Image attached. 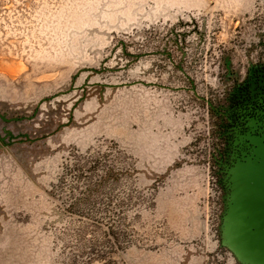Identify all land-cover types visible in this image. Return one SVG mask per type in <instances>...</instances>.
<instances>
[{
	"label": "rangeland",
	"instance_id": "374dc122",
	"mask_svg": "<svg viewBox=\"0 0 264 264\" xmlns=\"http://www.w3.org/2000/svg\"><path fill=\"white\" fill-rule=\"evenodd\" d=\"M263 45L264 0H0V135L36 139L0 143V264H236L217 243L209 102L225 59ZM83 155L137 171L90 215L117 223L119 250L62 210Z\"/></svg>",
	"mask_w": 264,
	"mask_h": 264
},
{
	"label": "flooded vegetation",
	"instance_id": "af4514ba",
	"mask_svg": "<svg viewBox=\"0 0 264 264\" xmlns=\"http://www.w3.org/2000/svg\"><path fill=\"white\" fill-rule=\"evenodd\" d=\"M123 51L130 58L139 56L127 53L126 48H123ZM224 62L226 87L217 103L209 102V112L213 117L217 141L212 156V173L214 185L219 189L221 196L216 232L219 249L228 253L236 264H241L222 245L220 231L225 210L228 170L254 148L253 138H264V50L261 56L251 59L241 69H233L228 59ZM6 120V113L0 112V121ZM2 133L3 136L0 135L2 146L36 140L27 139V135H14L9 130H3ZM19 137H23L24 140L18 139Z\"/></svg>",
	"mask_w": 264,
	"mask_h": 264
},
{
	"label": "water",
	"instance_id": "95a60500",
	"mask_svg": "<svg viewBox=\"0 0 264 264\" xmlns=\"http://www.w3.org/2000/svg\"><path fill=\"white\" fill-rule=\"evenodd\" d=\"M227 173L221 243L241 264H264V138Z\"/></svg>",
	"mask_w": 264,
	"mask_h": 264
},
{
	"label": "trees",
	"instance_id": "16d2710c",
	"mask_svg": "<svg viewBox=\"0 0 264 264\" xmlns=\"http://www.w3.org/2000/svg\"><path fill=\"white\" fill-rule=\"evenodd\" d=\"M105 160H96L92 159L90 163L87 162V159L85 158V155L81 157H74V163L73 167L71 168V172L73 173V176L75 175L74 179H77V181H74L72 184V188L76 186V188H79V194L74 195L72 194L71 199L69 203L67 204V201L64 202V206H62V210L65 213H69L70 215H76L77 217L81 219H85L88 222L98 225L97 228L104 227L105 233L107 236H109L112 241H109L108 244H112L110 246L111 249L119 250L122 243H119L120 240L119 234H117V223H110V221L106 222V224L103 223L98 217H90L92 214H98L100 212L95 211L97 208L102 205L104 202L105 197L103 196V191L107 185L116 184L118 181H120L125 175H133L136 174L137 171H128V170H122L119 167H115V161L117 160V155L112 159V157L104 156ZM101 158V157H100ZM103 158V157H102ZM111 161V163H110ZM105 163L107 165H105ZM109 164V165H108ZM81 182H78L80 181ZM74 192H77L76 189H73ZM73 192V193H74ZM50 196L53 197V192L51 191ZM109 198L106 199L107 202V210L104 211L105 214L109 215L108 208L112 205L111 200ZM63 204V202H61ZM89 207V208H88ZM84 208H86V212H84ZM98 212V213H97ZM95 218V219H94ZM113 219V218H112ZM84 232L83 229L78 231V234H82ZM77 235V234H76ZM78 236V235H77ZM81 236V235H80ZM78 236L79 238H81ZM122 238V236H121ZM108 240V239H107ZM107 244V243H106ZM126 245H129V243H126Z\"/></svg>",
	"mask_w": 264,
	"mask_h": 264
},
{
	"label": "crops",
	"instance_id": "0c3cea01",
	"mask_svg": "<svg viewBox=\"0 0 264 264\" xmlns=\"http://www.w3.org/2000/svg\"><path fill=\"white\" fill-rule=\"evenodd\" d=\"M192 260H193V259H192ZM190 261H191V260H190ZM190 261H188V264H191V262H190ZM194 262H195V261H193V262H192V264H193Z\"/></svg>",
	"mask_w": 264,
	"mask_h": 264
}]
</instances>
